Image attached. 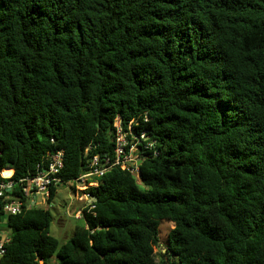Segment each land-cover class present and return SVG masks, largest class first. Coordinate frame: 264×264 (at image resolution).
<instances>
[{"label": "trees", "instance_id": "1", "mask_svg": "<svg viewBox=\"0 0 264 264\" xmlns=\"http://www.w3.org/2000/svg\"><path fill=\"white\" fill-rule=\"evenodd\" d=\"M118 117L140 177L90 178L64 243L44 205L8 215L0 264H264V0H0V167L64 151L50 203Z\"/></svg>", "mask_w": 264, "mask_h": 264}, {"label": "built area", "instance_id": "2", "mask_svg": "<svg viewBox=\"0 0 264 264\" xmlns=\"http://www.w3.org/2000/svg\"><path fill=\"white\" fill-rule=\"evenodd\" d=\"M115 127L116 147L114 157H107L102 160L99 156H94L88 165L89 170L77 179L78 185L87 183L92 177L103 176L111 167L116 165L131 169L139 177L138 162L140 159L138 153L137 157L134 156L137 146L133 144L128 148V133L124 131L119 117L116 119ZM141 137H144V135ZM146 147L150 148L152 144L150 143ZM45 163L35 175L18 180L13 178L14 169L0 167V260L6 254L7 245L11 238V230L7 221L2 223L3 215L18 214L24 208L44 205L50 197L51 189L62 183L60 172L65 165L64 151L58 150L50 153ZM5 170H12L11 175L5 176ZM89 184L96 185L97 183L92 182ZM87 196L90 199V195L87 194ZM92 201H94L93 197L89 202L92 203ZM77 216L80 217L81 212Z\"/></svg>", "mask_w": 264, "mask_h": 264}, {"label": "rangeland", "instance_id": "3", "mask_svg": "<svg viewBox=\"0 0 264 264\" xmlns=\"http://www.w3.org/2000/svg\"><path fill=\"white\" fill-rule=\"evenodd\" d=\"M137 155V148L134 153V156ZM137 157V156H136ZM93 184L82 183L80 185L69 182L66 184H62L58 187L55 197L50 203H45L44 208L49 209L52 214V223H51V233L55 236L60 243H64L69 240L76 228L77 225H83L84 219L82 217L78 218V210L82 211V208L89 203L90 199L85 193L87 190V186H91ZM76 187V191L79 194H75L73 191V187ZM7 215H3L2 223H6ZM172 228V223L168 220H162L159 226V246L155 247V252L158 255L160 253V249L165 245L168 233ZM164 251V250H163ZM159 260V259H158ZM52 262L56 264L58 260L53 258ZM43 264V263H41Z\"/></svg>", "mask_w": 264, "mask_h": 264}, {"label": "water", "instance_id": "4", "mask_svg": "<svg viewBox=\"0 0 264 264\" xmlns=\"http://www.w3.org/2000/svg\"><path fill=\"white\" fill-rule=\"evenodd\" d=\"M142 163V159L139 160L138 164H141ZM139 177H140V174H139ZM94 201H96V198H93ZM164 251L166 250L165 248L163 249Z\"/></svg>", "mask_w": 264, "mask_h": 264}, {"label": "crops", "instance_id": "5", "mask_svg": "<svg viewBox=\"0 0 264 264\" xmlns=\"http://www.w3.org/2000/svg\"><path fill=\"white\" fill-rule=\"evenodd\" d=\"M80 211L78 210L77 213H79Z\"/></svg>", "mask_w": 264, "mask_h": 264}, {"label": "bare ground", "instance_id": "6", "mask_svg": "<svg viewBox=\"0 0 264 264\" xmlns=\"http://www.w3.org/2000/svg\"><path fill=\"white\" fill-rule=\"evenodd\" d=\"M11 175V174H10ZM9 176V175H8Z\"/></svg>", "mask_w": 264, "mask_h": 264}]
</instances>
